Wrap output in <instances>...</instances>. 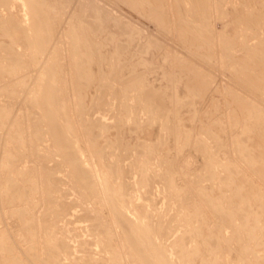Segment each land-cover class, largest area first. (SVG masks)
Segmentation results:
<instances>
[{"label":"rangeland","instance_id":"obj_1","mask_svg":"<svg viewBox=\"0 0 264 264\" xmlns=\"http://www.w3.org/2000/svg\"><path fill=\"white\" fill-rule=\"evenodd\" d=\"M36 1L37 0H35V3L39 4L42 0H39L40 2L37 1L38 3ZM218 1L220 0H211L212 6L209 13L211 16V29L209 34L195 28L198 24L195 22L196 18L194 17V13L192 12L190 15L188 13L186 14L184 11V5L179 0H43V7L41 6L42 4H39L42 9L44 7L46 8L47 14L44 12L45 10L43 12L48 15V18L46 15L45 18L48 19V23L49 20L51 22L49 25L52 27L50 26L49 29L51 30L52 28L51 31L53 32L54 37L49 52L52 51L54 54V56H51L54 58L52 60L57 64L54 65L59 68L57 72L60 71V73H57V78L59 79V81H57L59 88L61 89L62 97L67 105L69 117L76 129H74V133H77L76 142L79 148L86 152L96 169L98 167L100 168V174L104 172L103 174L106 175L105 178L107 180L113 179L117 182L122 179V182L125 183V185L127 184L128 189L126 190L129 191L128 193L132 194L135 199L138 197L136 200L139 205L137 204V206H142V210L139 209V214L145 216L144 221L146 223H151L154 226H157V224L161 222L164 224L166 231L163 233L159 232L158 235L159 238L162 237L161 241L164 242L166 247H168L169 252L172 253L174 261H177L176 264H194L195 261L198 262L199 259L197 255H194L196 258L187 255L186 259H181L178 251H180L183 244H179L177 238L179 237L178 235H186L189 231L199 226V223L194 219L195 213L193 212V208L200 209L205 214L208 212V207L210 205H206L208 204L207 200H204L200 190H204V188L214 189V187L218 188V186H220L221 188H219L222 189L221 191L223 192L218 193L217 196L226 194V197L222 195L219 198L222 202H226L227 209L232 208L230 203L232 205H240L239 203H241V198H239V200L236 199L237 201L235 200V198H238L236 192H234L236 197L234 195L232 197L234 187L231 184V186L229 185L228 187L226 184L227 180L223 177L221 166L219 165L221 169H218V166L216 168L214 167L215 164H221L220 162L227 161L225 164H234V167H239V170L237 169L238 171L242 168L239 172V174H241V172L243 173L241 174V177H243L242 179L245 178L246 181H249L250 183L248 184L250 187L255 185L254 187L259 189H257V192L263 193L262 190H264L262 187L264 186V180L263 183L261 181L264 177L261 176L260 173L257 177V171H254L250 165H246L249 163L248 159L246 161L241 155L238 158L237 155L239 153L234 148L238 147L237 137L239 133L244 131V128L243 130L241 129L243 126L239 125H241L240 122L241 120L243 121L245 114V109L241 107V109L238 108V103H235L236 100L234 101V99L243 101L247 106H257L259 110L264 112V90L263 88L262 91L255 89L256 95H252L249 89L246 90V88L241 85L245 82L244 76H240L234 70L235 62L233 61V55L236 54L238 56L241 52L239 55H242L247 59V57L257 52L255 49L258 45H253L256 41L255 39L248 40L246 38V30L239 29L237 26L238 23L228 21L227 17L229 16V12L225 9H221L220 5L215 6V3ZM5 7L7 6H0V67L5 64L6 66H12L11 68L15 65L16 66L12 71L8 66L9 72L6 73L3 70V72H5H2L3 75L0 72V103L5 105L4 108L10 117L6 118L10 120V123L5 120L6 122L2 121L3 124L1 123L2 126L0 125V235L1 232L3 233V236H0V240H2L5 235H8V239L11 238L9 240L12 241L13 239V243L11 242L12 254H10L12 258L15 259L13 264H30L28 261L29 256L33 257L36 255L38 259L44 255L46 257V252H48L46 251L48 247V235L46 232H49L48 230L51 229H53V233L59 230L57 232L60 233V236L57 237L58 233H54L57 234L56 237L58 239H65L71 247L70 250L72 253L69 254V250L67 254L63 255L61 263L87 264V260L97 258L99 261H96L95 259L93 260L95 261V264H100L98 263L100 261L107 262V260L102 259L105 254V259L117 254V261L119 264H139V262L132 257V253L130 254L128 251L125 242L122 243L121 235H118L121 234L118 226L115 225L116 228L115 226H112L114 224V221H112L114 218L111 216L112 214L109 213V208H107L103 199L101 198V201H99L102 205L95 202H91V205L90 201L86 202L80 192H77L79 191L78 187L74 182V179H72L73 177L70 176L71 172L70 168H68L69 166L67 167L68 161L57 154V147H51L54 144L52 140L49 141L51 138H49L46 133L49 131V127L47 126V129L45 125H42L43 122L40 121L41 116L39 110L34 108L32 104L34 85L43 68L38 67L37 62L34 59L35 55L31 53L33 51L30 49L31 47L29 43L24 41L27 43L26 44L23 40L18 42L14 39V35H11V33L15 32L13 28L14 25H11L14 22L11 21V23L8 21L5 23L10 19L8 17L12 15H10L12 12L14 15L20 13L19 15L25 18L26 25H28L29 20L26 17V8L23 7L24 9L22 8L21 10L23 11H21L16 6L11 5V7L9 6V10L12 11H9L7 10L8 7L6 9ZM17 11H21L22 14L21 12L17 13ZM44 13L42 15H44ZM100 15H103L104 18L96 20L95 18ZM91 19L92 22H94L93 24L90 22ZM2 24H7V26L4 25V27ZM8 25L11 26L9 27ZM7 27L11 29V32ZM6 31L10 32V34L8 32L9 36L11 35L10 39H14L17 42H14V40L12 41L13 43H16V46L13 45L11 41H8V34H6ZM249 33L251 34V37L254 36L252 32ZM27 45L29 46L30 52L26 49L28 47ZM79 47L80 50H78ZM14 51L17 54H15ZM29 54L34 55V60L31 59L32 55L30 56ZM247 54L248 56H246ZM80 55L83 56V61L80 60ZM11 56H13L14 59H12L13 57ZM46 56L44 55V58H41L43 62H38L40 67H42L47 59ZM243 57L241 59H245ZM5 70L7 71V69ZM259 77L262 81V75ZM194 79H196V83H199L200 85V87L197 88V91H201L200 88H202L203 92L196 91L195 86L197 84ZM149 93L150 96H154L151 100L147 98ZM194 93H197L200 96L197 94L195 95ZM144 95L149 104L145 102ZM159 96L161 97L162 102L159 99ZM155 99L157 103H154ZM152 100H154V102ZM158 102L161 105H164V107H161ZM157 104L161 109L159 107L157 109ZM152 105L156 107L152 108ZM243 105L244 104H242V106ZM148 108L154 111L156 108V112L158 113L155 112L156 115H152ZM158 110H161V112L159 113ZM234 111L236 112V115L239 114L238 116H242L243 118L240 117V119L242 118L241 120L234 118ZM229 112H233V114H231L233 115L231 116L234 119H232L233 121L231 120ZM161 116H163V118ZM101 119H104L102 120L103 124L107 122H105V120H109L105 124L107 126L103 125L99 127V125L96 126L94 124V122L97 121L102 125ZM120 120H123L122 123H119ZM234 122L237 123L235 124ZM12 124L14 128L11 127ZM210 124H212L214 130L212 134L208 133V127H210ZM6 125L8 127L7 129H4L6 128ZM254 125L251 131L254 129V131L260 132V130L254 128ZM237 126H239V128ZM92 127L93 129H91ZM178 127H180V130ZM183 127H186V131L192 130L196 135L192 134V138H188L189 141H184L181 136H178L181 132L185 131L182 129ZM86 129L88 131H86ZM38 131H41L39 134L43 138L41 140L39 138V140L36 141L38 137L35 136H37ZM15 132L18 133L15 134ZM178 132L179 134L177 135ZM99 133H102L101 137ZM90 134L92 136L94 135V138L90 136ZM7 135L10 136L7 137ZM17 135H19V140L22 142L24 141L23 143L18 140ZM77 135L79 137H77ZM194 135L198 138H202L205 142L207 141L209 147H212L209 148V151L211 150L210 154L213 153L215 156L213 154L210 156L208 153H205V156H203V152L199 151V146L201 144L199 145V142ZM14 138H17L16 142H14ZM5 139H7V141ZM234 140H237V142ZM11 141L13 142L12 144ZM17 141L22 143L21 148L19 145L15 144L18 143ZM92 141L94 142L92 143ZM108 141L111 142L109 143ZM107 143L110 145H107ZM253 143L255 144L256 142L253 141ZM4 145L6 148H4ZM47 145H51V148H47ZM251 147L257 150L258 143L256 146L251 145ZM13 148L16 151H19L20 149H22V151L25 150V154L22 155V157L17 158L18 161L16 162L15 167L22 171V173L28 171V173H25V176L24 173L19 175V177L24 176V179H27L26 181H23L24 179L22 178V182L20 180L21 177L18 178L19 185L24 187H27V185L30 186L31 183L35 185L30 186L31 188L32 186L36 188V190L34 189L35 192L32 191L34 192L32 193L34 196V199L32 198V204L19 202L11 205L9 201L7 202L6 200H9V194H7L8 191H6L7 183H5V181H7V177L2 164L5 163V157L9 156L7 153L9 154L12 151V155H14ZM197 148L199 150H197ZM115 155H118L119 157H116ZM213 156L217 159L220 158V162L215 161L214 164ZM209 157H212V159L209 160ZM242 158L245 163L247 162L246 164L242 163ZM60 159L67 162L63 164ZM143 159L145 161H151L149 163L147 161V163L151 168V170H149L150 173H152L150 174L152 177V184H154L152 186L145 187L143 186L144 184H140L143 182L141 181L140 174L137 175L139 173L137 170L139 162L144 161ZM227 159H231L229 160L230 163ZM211 160H213V163L210 164L209 161ZM116 161L118 162L116 163ZM166 163H168V165ZM238 164L239 166H236ZM242 164H244L243 167H246L243 168ZM112 165H114L115 168ZM108 167L110 169H108ZM152 168L158 170H152ZM251 168L253 170H251ZM213 169L219 170L218 172L221 174V178H219V176L217 177L219 174L216 170L217 173L215 171L214 173L217 175L213 174ZM118 171L119 176L115 173ZM155 172L158 173L155 174ZM253 173L255 176H253ZM155 175L160 176V179ZM162 175L163 177H161ZM166 175L169 176V179L175 178L174 180L177 184L181 186L183 185L184 188H186V192L179 196L175 195L176 197L168 193L170 190L167 188L168 183L166 180L168 179V176ZM214 175L218 179H216ZM27 176L32 177L30 178V180L32 179V182ZM170 176L174 178H171ZM153 177H156V179L158 177L159 181H154ZM165 177L167 178L165 179ZM136 179L138 180V183L134 181ZM257 179H259V182L257 181L255 184L253 181H256ZM28 180L30 184L26 183ZM221 180L222 182H220ZM69 181L74 183L71 185ZM219 182H224L229 189L224 186L222 187L223 184H219ZM251 183H253V186ZM219 188L214 191H219ZM3 189L6 194L3 193ZM72 189H74V191ZM146 190H151L152 192H145ZM142 191L144 195L141 199ZM75 194L80 195L83 199ZM146 196L148 197L146 198ZM223 198H227L228 200ZM231 198L234 200L233 203ZM95 204L96 206H94ZM198 204L202 207L199 208L200 205ZM192 205L193 208H191ZM222 205L223 204H221V206ZM243 207H246V205H243ZM244 209L246 210V208ZM61 210H68L69 213L66 212V215H59L58 212ZM100 210L103 214L100 213ZM106 211H108V215ZM130 211L132 212V209ZM234 211L235 210H233V212ZM131 212L128 210L129 215ZM237 214L236 216L238 218L235 216L236 221L233 223L235 224L234 227L232 226L233 224L230 223L229 225L232 227L228 226V229L223 234V239L226 241H223L222 239L223 243L217 244L219 247L218 250L220 251H218V254L221 256L220 259L217 260V264H238L237 260L241 259L244 264H246L247 259H250V256L246 258V253L243 255V251H246L243 250V248L248 249L246 247V242H248V240H244V235H241L245 234L244 229L242 230L240 227L243 223L238 221V219L242 221L243 217L245 218L246 215H243L242 217L241 213ZM206 218L209 219H206L209 228L213 232H218L220 226L219 224H215L219 222L217 221L218 216L212 213V208L210 212L207 213ZM59 221H62V223L60 224ZM27 222L30 224L34 222V224L30 225L31 227L33 226L34 229H30ZM263 224L264 220L262 223H259L260 227L261 225L263 226ZM101 226L102 228H100ZM35 228L37 232L33 231ZM262 228L264 229V226ZM263 229L262 232L264 235ZM238 230L240 231L238 232ZM100 231L104 232L100 233ZM5 232L7 234H5ZM232 232L236 235H232ZM155 233L157 232L155 231ZM105 235L107 236L105 237ZM112 235L115 238H113ZM238 236L244 242L241 241V239H237ZM107 237H111L110 239L114 240L112 243L113 246H110L111 242L107 240L109 239ZM5 238H7V236ZM229 239L233 240L230 241ZM236 239L237 241H235ZM189 241H191L190 244ZM189 241H187V244L190 248L198 244L196 238H190ZM117 242L119 243L117 244ZM241 242L245 243L243 244L244 247L242 244L237 247ZM108 243L110 245H108ZM227 243L230 246V250H234L233 252L235 254H232H237L238 257L235 256L237 258H235L229 250L226 251L229 249L225 248L228 246ZM73 246L74 248H72ZM77 246L80 247L78 248ZM78 250L80 252H77ZM238 251H240L243 256ZM86 255L88 257L91 256V258H88ZM36 256L34 259H36ZM31 262L33 264L41 263L34 261ZM205 264H207L206 261ZM239 264H243L242 261H239Z\"/></svg>","mask_w":264,"mask_h":264},{"label":"bare ground","instance_id":"obj_2","mask_svg":"<svg viewBox=\"0 0 264 264\" xmlns=\"http://www.w3.org/2000/svg\"><path fill=\"white\" fill-rule=\"evenodd\" d=\"M38 2H40L39 0H37ZM36 1V2H37ZM183 5H184V11L186 12V14L188 13L189 15L193 12L194 13V17L196 18L195 22L198 24L195 28L199 31H204L206 32L207 34L210 33V20H211V16H210V8L212 6V3H211V0H179ZM225 1V2H224ZM37 2V3H38ZM43 0L41 1V3H39L42 7L44 5V3H42ZM39 4H36L35 3V0H0V6L1 5H5L8 7L7 10H9V6L11 7V5H14L16 6L18 9H22L23 7L26 8V17L27 19L29 20L28 22V25H26V21L24 20L25 18H23L21 15H19L21 11H17V13L19 14H13L12 12L10 13V19H8L5 23H7L8 21L11 22L13 21L14 23L11 24L14 28V33H11V35L13 34L14 35V39L16 41H27L30 45V49H32L34 55H30L31 59H35V61L37 62L38 64V67L39 68H43L42 71L40 72L38 78H37V82L35 83L34 85V96L32 97V104L34 106V108L38 109L39 110V113H40V121L43 122V126L45 125L47 127V130L48 132H46L49 136V138H51L49 141L52 140L53 144L54 145H50L51 147L53 148H56V150L58 151L57 154H59L62 158L64 157L65 162L62 161V163H66L67 162V167L70 168V172H71V175L72 176L71 178L74 179V182L76 183L77 187H78V190L77 191L78 193L80 192V194L85 198V201L88 202L90 201V204L91 202H95L97 204H101L99 203V201H101V198L103 199V202H105V205H107V208H109V213L112 214L111 216H113L114 220V224L112 226H115L117 225L118 226V229L120 231L121 234H118L121 239H122V243L125 242V244L127 245V248H128V251L130 252V254L132 253V257L139 262V264H176V262L174 261L173 259V256H172V253L169 252L168 250V247H166V245L164 244L163 241H161V238H159V235L158 233L159 232H165L166 231V227L164 226V224L162 223H159L157 224V226L155 225H152L151 223H146L144 221V215H140L139 214V209L142 208V206H137V204L139 205V203L137 202V195H136V199L135 197L128 193L129 191H127L126 189H128L127 187V184L125 185V183L122 182V179L123 177H121V181H114L113 179L111 180H107L105 178L106 175H104L102 172L101 174L99 173L100 171V168L98 167L96 169L95 165L91 163V160H90V157L86 154V152L84 150H81L76 142L77 138H76V134L77 133H74V129H75V126L72 122V120L70 119L69 117V112H68V109H67V105L62 97V94H61V89L59 88V85H58V81L59 79L57 78V73H60V71L57 72V70L59 68H57L55 65L53 60L54 58H52L51 56H54V54L52 53V51L49 52V48L50 45L52 44V41H53V32L49 29V27L51 25H49L50 20H49V23H48V19L45 18V15L47 14L46 13V8L44 7L42 9V7L39 5ZM217 5H220L221 6V9H225L227 12H229V16L227 17L228 18V21L229 22H236L238 23L237 26L239 27V29H242V30H246V38L248 40L250 39H255V43L254 44H257L258 46L256 47V53L252 54L251 56L247 57V59L245 57H243L242 55L240 56L239 54L241 53L240 52L238 54V56L236 54H234V59L233 61L235 62L234 63V70L240 75V76H244V80L245 82L242 83L241 85L244 86L247 89H249V91L251 92L252 95L255 94L256 90L258 91H262V88L264 90V0H220L218 2L215 3V6ZM5 7V9L7 8ZM13 8V7H12ZM15 8V7H14ZM17 8H15L16 10H18ZM23 8V9H24ZM1 9V8H0ZM3 9V10H5ZM45 10V11H44ZM9 11H12V10H9ZM46 13H44V12ZM8 12V11H6ZM9 13V12H8ZM7 13V14H8ZM15 13V12H14ZM44 13V15H42ZM22 14V12H21ZM1 15V14H0ZM5 15V14H4ZM15 16V17H14ZM24 16V15H23ZM47 18H48V15H46ZM91 16V15H90ZM12 17V18H11ZM95 18V17H94ZM104 16L103 15H100L98 17H96L95 19L97 20H101L103 19ZM1 19V18H0ZM14 19V20H13ZM26 19V20H27ZM90 19V18H89ZM88 19V20H89ZM93 19V17H92ZM92 19L90 20V22H92ZM94 19V20H95ZM4 20V19H3ZM25 21V22H24ZM12 23V22H11ZM25 23V24H24ZM89 23V21H88ZM94 22H92L91 24H93ZM3 25V24H2ZM5 25V24H4ZM3 25V26H4ZM11 25H8L9 27ZM1 26V25H0ZM2 26V28H3ZM7 26V24L5 25ZM4 26V27H5ZM9 27H7L8 29H10ZM52 27V26H51ZM5 29V28H4ZM7 30V29H5ZM235 30V28H234ZM7 32V31H6ZM9 32V31H8ZM8 32L6 34H8ZM10 32H11V29H10ZM9 32V34H10ZM249 32H252L254 34L253 37H251V34ZM8 34V41H11V43H13L12 41L14 40H11V35L9 36ZM13 38V37H12ZM6 39V38H5ZM14 40V42H16ZM17 43V42H16ZM16 43H13V45H15ZM26 43V42H24ZM19 44V43H18ZM22 44V43H21ZM27 44V43H26ZM25 44V45H26ZM16 46V45H15ZM24 46V45H23ZM28 46V45H27ZM25 46V47H27ZM76 48V47H75ZM16 49V48H15ZM28 49V52H30L29 50V46L26 48ZM25 49V50H26ZM18 50V49H16ZM22 50V49H21ZM78 50H80V47L78 48ZM234 51V50H233ZM232 51V52H233ZM237 51V50H236ZM15 52V51H14ZM231 52V53H232ZM230 53V54H231ZM15 54H17L15 52ZM20 54V53H19ZM243 54V53H242ZM28 55V56H29ZM46 56L47 59L45 60V62L43 63L42 67H40L39 63L38 62H43L41 60V58H44L43 56ZM34 56V57H33ZM248 56V54L246 55ZM13 57V56H11ZM49 57V58H48ZM245 58V59H241V58ZM18 58V57H17ZM80 60L83 61V56L80 55L79 56ZM14 59V57L12 58ZM33 59V60H34ZM11 60V59H10ZM16 60V59H15ZM18 61H20L19 59H17ZM7 62V61H6ZM33 62V61H32ZM35 63V62H34ZM36 64V63H35ZM55 64V65H54ZM2 65V64H1ZM4 65V64H3ZM9 65L6 66V64L4 66H1L0 67V72L2 74L3 70L7 73L9 72ZM14 66V65H13ZM16 66V65H15ZM14 66V67H15ZM12 67V66H11ZM11 71L14 69L11 68ZM7 69V71L5 70ZM3 72V73H5ZM3 75V74H2ZM60 75V74H59ZM263 77V80L261 81V78L259 76ZM60 78V76H59ZM58 80V81H57ZM146 80V79H145ZM190 80V79H189ZM195 80V83L197 82L196 79ZM199 80V79H197ZM142 81V80H141ZM140 81V82H141ZM200 81V80H199ZM144 82V81H143ZM147 82V81H146ZM137 83V82H136ZM193 83V82H192ZM194 84V83H193ZM197 85L195 86L196 88V91H197V88L200 87L199 83H196ZM139 85V84H138ZM141 85V84H140ZM147 85V84H146ZM186 85V84H185ZM148 86V85H147ZM140 87H143V86H140ZM194 87V86H192ZM191 87V88H192ZM194 88V89H195ZM146 89V88H145ZM189 89V88H188ZM201 91L203 92L202 88H200ZM256 89V90H255ZM147 90V89H146ZM254 90V91H252ZM195 91V90H194ZM199 91V90H198ZM197 91V92H198ZM199 91V92H201ZM142 92V91H141ZM249 92V93H250ZM162 93V92H161ZM142 94V93H141ZM144 94V93H143ZM157 94V93H156ZM195 95L197 93H194ZM148 95V94H146ZM155 95V94H153ZM160 95V94H159ZM198 95V94H197ZM251 95V97H252ZM256 95V94H255ZM150 93L148 95L147 98H149V100L152 99V97L154 98V96H150ZM161 96V95H160ZM159 96V97H160ZM200 96V95H198ZM158 97V96H157ZM156 98V96H155ZM144 99H145V95H144ZM161 100V97L159 98ZM255 99V97H254ZM146 100V101H145ZM144 101L146 103L149 104V102H147L148 100L145 99ZM159 100V102H160ZM236 100V101H235ZM154 102V100H152ZM150 101V102H152ZM235 103L237 102L238 104V108H244L245 110V114H244V118L242 116H238L236 115V112L234 111V118H236L237 120H241L243 118V121L241 120L239 126H243L241 129L243 130L244 128V131L242 133H239L238 135V142L237 140L235 142L238 143V147H234L235 150L238 151V158L239 156L241 155L243 158H245V160L247 161L248 159V162L249 163H245L244 159L242 158V163H245L246 165H250V167H252L254 169V171L256 170L257 172V177L259 176L258 174L260 173L261 176L264 177V112H262L261 110L258 109L257 106H247L245 105V103L239 99H234ZM2 102V101H1ZM152 102V103H153ZM158 104L161 106V107H164V105H161L160 103ZM154 103H157L156 102V99H155V102ZM194 103V102H193ZM234 103V104H235ZM158 104H157V109H158ZM163 104V103H162ZM191 104V103H190ZM242 104H244L242 106ZM156 105V104H154ZM189 105V104H188ZM236 105V104H235ZM5 105H2L0 103V125L2 123V121H7L8 123H10V120L6 119L8 118V112L6 111V109L4 108ZM151 107V106H150ZM156 106H153L152 105V108H154ZM193 107V106H192ZM237 107V106H236ZM160 108V107H159ZM240 108V109H241ZM149 109V108H148ZM155 108V111L154 110H151L149 109V111L152 113V115H156V110ZM161 109V108H160ZM164 110V109H163ZM162 110V111H163ZM239 110V109H238ZM159 113L161 112V110H158ZM156 112V113H155ZM166 112V111H165ZM243 112V110H242ZM238 113V112H237ZM240 113V112H239ZM149 114V112H148ZM233 114L229 112V115L230 117L233 116L231 115ZM151 115V114H150ZM158 115V114H157ZM100 116V115H99ZM159 116V115H158ZM167 116V115H166ZM163 118V116H161ZM240 117H242L240 119ZM249 117V118H248ZM10 118V117H9ZM101 118H102V114H101ZM105 118V117H103ZM160 118V117H159ZM167 118V117H166ZM248 118V119H247ZM253 118V119H252ZM99 119V118H97ZM96 119V120H97ZM233 119V117H231V120ZM245 119V120H244ZM102 120L104 119H101V122ZM124 120V119H123ZM123 120H120L119 123H122ZM234 120V119H233ZM232 120V121H233ZM257 122V123H255ZM5 121V122H6ZM13 121V120H12ZM99 121V120H97ZM95 121L94 124L97 126L99 125V127L105 125L109 120H105V124H103L102 122V125L99 124V122ZM238 122V121H237ZM237 122H234L235 124ZM254 122V124H253ZM14 123V122H13ZM233 123V124H234ZM3 124V123H2ZM5 124V123H4ZM7 124V123H6ZM91 124V123H90ZM239 124V122H238ZM8 125V124H7ZM6 125V128L4 129H7V126ZM89 125V124H88ZM93 125V126H95ZM181 125V124H180ZM253 125H254V128H257L256 130H260V132H256L254 131V129L251 131V129L253 128ZM2 126V125H1ZM0 126V127H1ZM11 126V125H10ZM107 126V125H105ZM168 126V124H167ZM183 126V125H182ZM239 126H237L239 128ZM4 127V126H3ZM13 124H12V126ZM97 127V128H99ZM181 127V126H180ZM178 127V129L180 128ZM90 128V127H89ZM96 128V129H97ZM167 128V127H166ZM186 127H183L182 129L185 130L183 132L179 134V132L177 133L178 136H181L184 141H189L188 138H192V134H195L194 132H192V130H187L185 129ZM208 133L212 134L214 132L213 130V126L212 124H210V127H208ZM2 129V128H1ZM93 129V127L91 128ZM17 130V129H16ZM20 130V129H19ZM18 130V131H19ZM76 130V129H75ZM180 130V129H179ZM86 131H88L86 129ZM94 131V130H92ZM21 132V131H20ZM19 132V133H20ZM77 132V131H76ZM91 132V131H90ZM96 132V131H95ZM256 132V133H255ZM18 132H15V134H17ZM41 131L37 132V136L35 137H38L36 141L40 140L43 138L40 136ZM45 133V134H46ZM88 133V132H87ZM86 133V134H87ZM43 134V133H42ZM92 134V133H91ZM90 134V136H92ZM98 134V133H97ZM102 134V133H101ZM101 134L99 133L100 137H101ZM105 134V133H104ZM36 135V134H35ZM44 135V134H43ZM89 135V134H87ZM98 135V136H99ZM194 135V136H195ZM10 135H7V137H9ZM15 136V135H13ZM19 135H17V138L19 140ZM94 136V135H93ZM92 136V137H93ZM97 136V137H98ZM6 137V138H7ZM77 137H79L77 135ZM96 137V136H95ZM99 137V138H100ZM103 137V136H102ZM110 137V136H109ZM235 137V136H234ZM16 138V139H17ZM21 138V137H20ZM94 138V137H93ZM196 140L199 142V145H203V146H199L200 150L197 148V150L199 151H202V155L205 156V153H208L210 154V151H209V143L206 141H204L202 138H198L196 137ZM205 138V137H204ZM251 138V139H250ZM8 139V138H7ZM7 139H5L7 141ZM11 139V137H10ZM16 139L14 138V142H16ZM96 139V138H95ZM101 139V138H100ZM206 139V138H205ZM236 139V138H235ZM9 140V139H8ZM23 140V139H22ZM47 140V139H46ZM111 140V139H110ZM5 141V142H6ZM21 141V140H19ZM19 141H17L18 143H15L17 145H19V147L21 148V144ZM43 141V140H42ZM179 141V140H178ZM181 141V140H180ZM183 141V142H184ZM253 141H255L256 143L254 144ZM94 141H92L93 143ZM96 142V141H95ZM102 142V141H101ZM109 142V141H108ZM111 142V141H110ZM109 142V143H110ZM233 142V143H235ZM13 142L11 141V144ZM181 143V142H180ZM197 143V142H196ZM208 143V144H207ZM211 143V142H210ZM232 143V142H230ZM236 143V145H237ZM258 143V149L255 150L254 148L251 147V145L253 146H256ZM7 144V143H6ZM52 144V143H51ZM185 144V143H184ZM187 144V143H186ZM189 144V142H188ZM187 144V145H188ZM198 144V143H197ZM9 145V144H8ZM39 145V144H38ZM56 145V146H55ZM97 145V144H96ZM107 145H110L107 143ZM232 145V144H231ZM250 145V146H249ZM5 146V145H4ZM12 146V145H11ZM16 146V145H15ZM23 146V145H22ZM25 146V144H24ZM45 146H46V143H45ZM49 145H47V148L50 147ZM90 146V145H89ZM101 146V145H100ZM186 146V145H184ZM216 146V145H215ZM9 147V146H8ZM18 147V146H17ZM50 147V148H51ZM182 147V146H181ZM197 147V145H196ZM231 147V146H230ZM6 148V146L4 147ZM15 148V147H14ZM13 148V149H14ZM212 148V147H211ZM237 148V149H236ZM215 149V148H214ZM232 149V148H231ZM6 150V149H5ZM4 150V151H5ZM19 150V149H18ZM216 150V149H215ZM233 150V149H232ZM38 151V150H37ZM234 151V150H233ZM7 152V151H6ZM4 152V153H6ZM10 152V151H9ZM13 154L12 155V151L11 153H7V157L6 160H5V163H3L2 161V167L4 172H5V175L7 177V181H5V183H7V189L6 191H8L7 194H9V200H7V202L9 201V203L11 205H14V204H17L19 202H22V203H26V204H32L33 200L32 198L34 199V196L32 193H34V189L36 190V188H34L32 183L30 184L29 180L30 176H27V178L29 179L26 183H29L30 186H32V188L30 186L27 185V187L25 186H22V185H19L20 183H18V178L19 175L22 173V171L16 169L15 167V164L16 162L18 161V157H22V155L25 154V150L22 151V149H20L19 151H16L15 149L13 150ZM118 152V151H116ZM122 152V151H121ZM215 152V151H214ZM236 152V151H234ZM55 153V152H54ZM53 153V154H54ZM119 153V152H118ZM149 153V152H148ZM147 153V154H148ZM212 153V152H211ZM11 154V155H10ZM117 154V153H116ZM123 154V152H122ZM152 154V153H151ZM213 154V153H212ZM210 154V156L212 155ZM156 155V154H155ZM214 155V154H213ZM220 155V154H219ZM236 155V154H234ZM116 156V155H115ZM118 156V155H117ZM116 156V157H117ZM209 156V155H208ZM215 156V155H214ZM213 156V160H214V164H215V161L217 162H220V158L217 159V158H214ZM230 156V155H229ZM57 157V156H56ZM66 157V158H65ZM119 157V156H118ZM148 157V156H147ZM150 157V156H149ZM4 158V159H5ZM229 158V157H228ZM234 158V157H233ZM120 159V158H119ZM145 159V158H144ZM143 159V160H144ZM161 159V158H160ZM209 160L212 159V157H209L208 158ZM207 159V160H208ZM121 160V159H120ZM155 160V159H154ZM213 160L209 161V163H213ZM228 160V159H227ZM231 160V159H229ZM228 160V162H229ZM148 161V160H147ZM142 161V162H139L138 164V174H140V178L142 179L141 181L143 183H140V184H144L143 186L145 187H148V186H152L154 184H152V177L150 174V170L151 168L148 166L149 162L151 161ZM232 161H235V160H232ZM231 161V163H232ZM241 161V160H240ZM118 161H116L117 163ZM227 162V161H226ZM225 161L223 162H220L221 164H215V168L219 165L221 166L222 168V174H223V177L227 180L226 181V184L229 185L231 184L233 187H234V191L232 193V197L233 195L236 197V195L234 194V192H236V194L238 195V198H235L239 200V198H241V203H239L240 205H237V204H234L232 205L230 203V205L232 206V208H229L227 209V206H226V202H222L220 200V196L224 195H220V196H217L218 193L220 192H223L221 191L222 189H220L221 187L218 186V188L220 189L219 191H214V190H217L218 188L214 187V189L212 188H204V190H200L201 191V195L203 196L204 200H207V203L206 205H210L211 208H212V213H214L215 215L218 216V220L219 221L218 223H215V224H219V231L218 232H213L210 228H209V225H207V221H206V217H207V213L210 212L211 208L210 206L208 207V212L205 214L204 212H202L200 209H195L193 208V205L191 208H193V212L195 213L194 214V219L196 222L199 223V226L198 227H195V229L189 231L186 235H178L179 237L177 238V242L179 244H183L182 248L180 249V251H178V254L179 256H181V259H186L187 258V255L189 256H192V257H195L194 255H197L198 256V262L195 261L196 264H205V261L207 264H217V260L220 259L221 256H219L218 254V243H223V241L225 239H223V234L224 232L228 229V226H231L229 225L230 223L233 224L236 220L235 218L237 217L236 214L237 213H245V214H242V217L243 215H246V217L244 218L243 217V220H239L242 224L241 229L243 230L244 229V233L245 234H241V235H244V240H248L247 243V248L248 249H244L243 250H246V251H243V255L244 253H246L247 257L250 256V259H247L246 261V264H264V235H263V232H262V227L263 226L259 225V223H262L263 220H264V190L263 193L261 192H257V189L253 186V183L252 186L253 187H250V185L248 183H250L249 181H246L245 178L242 179L243 177H241V174H243L241 172V174H239V172L242 170V168H240L241 170L238 171L239 167H234V164L231 165V164H225L226 163ZM111 163V162H110ZM114 163V164H116ZM120 163V162H119ZM122 163V162H121ZM170 163V162H169ZM230 163V162H229ZM238 163V161H237ZM123 164V163H122ZM152 164V163H151ZM164 164V163H163ZM168 165V163H166ZM236 164V163H235ZM240 164V162H239ZM236 165V166H239ZM93 165V166H92ZM110 165V164H109ZM124 165V164H123ZM244 164H242V167H243ZM111 166V165H110ZM109 166V167H110ZM114 167V165H112ZM151 166V165H150ZM95 167V168H94ZM107 167V166H106ZM108 167V169H110ZM126 167V166H125ZM170 167V166H169ZM213 167V168H214ZM246 167V166H245ZM243 167V168H245ZM18 168V167H17ZM115 168V167H114ZM118 168V167H117ZM120 168V167H119ZM122 168V166H121ZM163 168V167H162ZM165 168V167H164ZM220 167L218 169H221ZM249 168V167H248ZM246 168V169H248ZM251 168V170H253ZM16 169V171H15ZM104 169V168H103ZM106 169V168H105ZM123 169V168H122ZM150 169V170H149ZM155 169V170H158L156 168H152V170ZM238 169V170H237ZM117 170V169H116ZM120 170V169H118ZM216 170V169H215ZM213 169V174L214 171ZM20 171V172H19ZM110 171V170H109ZM108 171V172H109ZM113 171V169H112ZM115 171V169H114ZM126 171V170H125ZM217 172L219 170H216ZM215 171V172H216ZM244 171V170H243ZM249 171V170H248ZM253 171V172H254ZM111 172V171H110ZM153 172V171H151ZM168 172V171H167ZM216 172V173H217ZM245 172V171H244ZM24 173V176H25V173H28V171L26 172H23ZM22 173V174H23ZM113 173V172H112ZM117 175L119 174V171L118 172H115ZM124 173V172H123ZM126 173V172H125ZM158 173V172H157ZM155 172V174H157ZM171 173V172H170ZM169 173V174H170ZM221 173V172H220ZM246 173H247V170H246ZM244 173V174H246ZM250 173V172H248ZM110 174V173H109ZM114 174V173H113ZM112 174V175H113ZM115 174V175H116ZM154 174V173H153ZM168 174V173H167ZM219 174V172H218ZM251 174V173H250ZM27 175V174H26ZM29 175V174H28ZM161 175V174H160ZM165 175V174H164ZM217 175V174H215ZM214 175V176H215ZM247 175V174H246ZM23 176V175H22ZM24 176L20 178V180L22 181V178L24 179ZM51 176V175H50ZM114 176V175H113ZM119 176V175H118ZM122 176V175H121ZM155 176H158V175H155ZM168 176V175H166ZM174 176V174H173ZM212 176V177H214ZM219 176V178H221V174L217 175V177ZM244 176V175H242ZM249 176V175H247ZM253 176H255V174L253 173ZM137 178V176H135ZM159 179H160V176H158ZM158 177L156 179V177L154 178V181L158 180ZM163 177V175L161 176ZM171 177V176H170ZM216 177V176H215ZM214 177V178H215ZM216 177V179H218ZM256 177V178H257ZM167 177H165L166 179ZM171 178H174V177H171ZM222 178V179H224ZM254 178V177H253ZM255 178V179H256ZM262 178V177H260ZM259 178V179H260ZM5 179V178H3ZM138 179V178H137ZM134 180L136 181V183H138V180ZM175 179V178H174ZM174 179H169V176H168V179L166 180V182L168 183V190H170V192L168 191V193H170L172 196L176 195V196H179L180 194L186 192V188H184V186L182 185H179L177 184V182L174 180ZM257 179L256 181L254 180L253 182H255V184L257 183V181L259 180ZM27 180V179H26ZM25 179L23 181H26ZM116 180V179H115ZM250 180H253V179H250ZM263 180L264 179H261L262 183H263ZM22 181V182H23ZM32 182V179L30 180ZM159 181V180H158ZM157 181V182H158ZM224 181V180H223ZM260 181V182H261ZM73 182V181H72ZM73 182V183H74ZM156 182V183H157ZM222 182V180L220 181ZM219 184H223L222 187H227L226 184L223 183H220ZM252 182V181H251ZM259 182V181H258ZM4 183V182H3ZM25 183V182H24ZM23 183V184H24ZM58 183V182H57ZM67 183V182H66ZM69 183H71V181H69ZM68 183V184H69ZM71 183V185L73 184ZM22 184V183H21ZM62 184V183H61ZM129 184V183H128ZM259 184V183H258ZM257 184V186H258ZM5 185V184H4ZM3 185V186H4ZM159 185V184H158ZM230 185V186H231ZM261 185V183H260ZM129 186V185H128ZM143 186H141L142 188H144ZM167 186V185H166ZM51 187V186H50ZM127 187V188H126ZM154 187V186H153ZM156 187V185H155ZM187 187V185H186ZM227 187V188H228ZM263 189H264V186H262ZM260 187V188H262ZM56 188V187H55ZM131 188V187H130ZM141 188V189H142ZM52 189V188H51ZM50 189V190H51ZM146 189V188H145ZM152 189V188H150ZM156 189V188H154ZM208 189V190H207ZM229 189V188H228ZM230 189V190H232ZM4 190V189H3ZM55 190V189H53ZM74 191V189H72ZM144 190V189H143ZM259 190V189H258ZM34 191V192H32ZM147 191H151V190H146L145 192ZM156 191V190H155ZM202 191H203V194H202ZM214 191V192H213ZM49 192V191H48ZM51 192V191H50ZM133 192V191H132ZM152 192V191H151ZM5 190H4V192ZM56 193V191H55ZM155 193V192H154ZM261 193V194H260ZM53 194V193H52ZM263 194V195H262ZM50 195V194H49ZM76 195V194H75ZM142 197L141 199L143 198V191H142ZM148 195V194H147ZM226 195V194H225ZM224 195V196H225ZM54 196V195H53ZM76 196H80V195H76ZM175 196V197H176ZM200 196V197H202ZM223 196V197H224ZM231 196V194H230ZM8 197V196H7ZM81 197V196H80ZM148 196H146L147 198ZM226 197V196H225ZM229 197V196H228ZM6 198V197H5ZM82 198V197H81ZM140 198V197H139ZM174 198V197H173ZM201 198V199H203ZM230 198V197H229ZM83 199V198H82ZM223 199H226L228 200L227 198H223ZM246 199V200H245ZM80 200V199H79ZM156 200V199H155ZM224 200V201H226ZM231 200H233L231 198ZM82 201V200H81ZM84 201V203H85ZM237 201V200H236ZM76 202V201H74ZM83 202V201H82ZM81 202V203H82ZM222 202V203H221ZM228 202V201H227ZM234 202V200L232 201V203ZM223 204L221 206V204ZM229 203V202H228ZM53 204V202H52ZM74 204V203H73ZM72 204V205H73ZM196 204V203H195ZM201 204V203H200ZM198 204V205H200ZM246 207H243V205ZM67 205V204H66ZM85 205V204H84ZM92 205V204H91ZM102 205V204H101ZM104 205V204H103ZM104 205V206H105ZM202 205V204H201ZM199 206L202 207V206ZM229 205V206H230ZM65 206V205H63ZM79 206V205H78ZM96 206V204L94 205ZM93 206V207H94ZM197 206V205H196ZM230 206V207H231ZM2 207V206H1ZM66 207H69V206H66ZM106 207V206H105ZM198 207V206H197ZM196 207V208H197ZM204 207V206H203ZM207 208V207H206ZM210 208V210H209ZM246 208V210L244 209ZM52 209V208H51ZM54 209V208H53ZM68 209V208H67ZM106 209V208H104ZM132 209V212L130 211ZM138 209V210H137ZM204 209V208H203ZM58 210V209H56ZM85 210V209H84ZM102 210V209H101ZM100 210V213L103 211ZM128 210L129 212H131L130 216L128 214ZM142 210V209H141ZM140 210V211H141ZM207 210V209H205ZM233 210H235L233 212ZM245 210V211H244ZM71 211V209H70ZM83 211V210H82ZM90 211V210H88ZM66 212H68V210H61L59 213L60 214H65ZM85 212V211H83ZM55 213V211H54ZM69 213V212H68ZM96 213H99V212H96ZM107 215H108V211H106ZM142 213V211H141ZM67 214V213H66ZM65 214V215H66ZM75 214V213H73ZM103 214V213H101ZM240 214V215H241ZM51 215V214H50ZM85 215V214H84ZM89 215V214H87ZM95 215V214H94ZM97 215V214H96ZM106 215V216H107ZM134 215V216H133ZM238 215V214H237ZM240 215H239V218H240ZM56 216V215H55ZM98 216V215H97ZM111 216H108V217H111ZM236 216V217H235ZM78 217V216H77ZM62 219H64L63 217H61ZM66 218V216H65ZM82 218V217H81ZM80 218V219H81ZM112 218V219H113ZM238 218V217H237ZM1 219V218H0ZM59 219V218H58ZM100 219V218H99ZM54 220V219H53ZM66 220V219H64ZM63 220V221H64ZM93 220V219H92ZM209 220V219H207ZM68 221V220H67ZM89 221V220H88ZM99 221V220H98ZM97 221V222H98ZM111 221V220H110ZM111 221V222H112ZM31 222V221H30ZM60 222V221H59ZM65 222V221H64ZM70 222V221H69ZM96 222V221H95ZM110 222V223H111ZM30 229H34L33 226L31 227L30 225L31 224H34L33 223H29L27 222ZM48 223V222H47ZM55 223V222H54ZM62 223V221L60 222V224ZM240 223V224H241ZM58 224V223H57ZM66 224V222H65ZM68 224V223H67ZM71 224V223H70ZM112 224V223H111ZM167 224V223H166ZM210 224V223H209ZM212 224V223H211ZM239 224V223H238ZM51 225V224H50ZM59 225V224H58ZM96 225V224H95ZM168 225V224H167ZM235 224H233L232 226L234 227ZM48 226V225H47ZM53 226V225H52ZM61 226V225H60ZM63 226V224H62ZM214 226V225H213ZM231 226V227H232ZM237 226V225H236ZM28 227V228H29ZM240 227H237V228H240ZM70 228V227H69ZM93 228V227H92ZM102 228V226L100 227ZM116 228V226H115ZM29 229V230H30ZM61 229V227H60ZM90 229V228H89ZM97 229V228H96ZM112 229V228H111ZM216 229V228H215ZM236 229V228H235ZM95 230V229H94ZM110 230V229H109ZM113 230V229H112ZM169 230V229H168ZM218 230V229H217ZM34 232L36 231V228L35 230H33ZM45 231V230H44ZM49 232H46V234L48 235V247L46 249V257L45 255L44 256H41L39 259L36 255H34L33 257L29 256V263L31 264L32 262L31 261H34V262H41L40 264H64V263H61V260H62V256L67 254L69 252V250L71 249L70 247V244L68 243V241H66L65 239H58L57 237L60 236L57 231L56 232L58 233L57 234H54L56 232L53 233V229L51 230H48ZM55 231V230H54ZM68 231V230H67ZM105 231V229H104ZM104 231H100L101 232H104ZM155 231L157 233H155ZM216 231V230H214ZM235 231V230H234ZM233 231V232H234ZM240 230H238L239 232ZM264 231V229H263ZM37 232V231H36ZM65 232H66V229H65ZM70 232V231H69ZM85 232V231H84ZM108 232V230H107ZM229 232V231H228ZM231 233L232 235L234 233ZM236 232V233H238ZM31 233V232H30ZM44 233V232H43ZM109 233V232H108ZM108 233H105V234H108ZM243 233V232H242ZM3 233L1 232V235L0 236H3L2 235ZM5 234H7L5 232ZM4 234V235H5ZM110 234V233H109ZM227 234V233H226ZM57 235V237H56ZM67 235V234H66ZM168 235V234H167ZM229 235V234H227ZM226 235V236H227ZM236 234H234L235 236ZM238 235V234H237ZM7 236V238H5ZM35 236V235H34ZM73 236V235H72ZM104 236V235H102ZM107 235H105L106 237ZM109 236V235H108ZM113 236V235H112ZM118 236V238H119ZM162 236V235H161ZM240 236V235H239ZM238 236L237 239H241L240 237ZM5 237L0 240V264H13L15 261L14 258H12V256L10 254H12V249H11V238L8 239V235H5ZM63 237V236H61ZM68 237V235H67ZM1 238V237H0ZM72 238V237H71ZM109 238V237H107ZM111 238V237H110ZM107 239L109 242H111L110 244L108 243V245L110 246H113V241L112 239ZM113 238H115L113 236ZM190 238H196L197 239V242L198 244L195 245L194 247H189L188 244H187V241L190 240ZM227 238V237H226ZM189 239V240H188ZM223 239V241H222ZM237 239L235 241H237ZM87 240V239H86ZM101 240V239H100ZM192 240V239H191ZM230 240V239H229ZM233 240V239H231ZM230 240V241H231ZM91 241V240H90ZM104 241V240H103ZM120 241V240H119ZM226 241V240H225ZM228 241V240H227ZM229 241V242H230ZM241 241H243L241 239ZM70 242V241H69ZM89 242V241H88ZM92 242V241H91ZM244 242V241H243ZM239 243L236 244L238 245L237 247H239L241 244H245V243ZM13 243V242H12ZM35 243V242H34ZM33 243V244H34ZM119 242H117L118 244ZM191 243V241H189V244ZM226 243V242H225ZM231 243V242H230ZM32 244V243H31ZM37 244V243H36ZM83 244V243H82ZM90 244V243H89ZM94 244V243H93ZM232 244V243H231ZM88 245V244H87ZM96 245V244H95ZM121 245H124V244H121ZM125 245V246H126ZM177 245V244H176ZM220 245V244H219ZM228 245V243H227ZM72 246V245H71ZM109 246V247H110ZM124 246V247H125ZM192 246V245H190ZM224 246V245H222ZM78 247V246H77ZM80 247V246H79ZM78 247V248H79ZM91 247V246H90ZM89 247V248H90ZM116 247V246H115ZM221 247V246H220ZM225 247V246H224ZM244 247V245H243ZM74 248V246L72 247ZM76 248V249H78ZM223 248V247H221ZM225 248H229L227 249L226 251H230V253H234L233 251L230 250V246L228 245L227 247ZM242 249V248H241ZM242 251V250H240ZM238 251V252H240ZM77 252H80L79 250ZM89 252V251H88ZM220 252V251H219ZM71 250H70V253L71 254ZM225 253V252H224ZM227 253V252H226ZM237 253V252H236ZM32 254V253H31ZM235 254V253H234ZM232 254V255H234ZM240 254L242 255V253L240 252ZM41 255V254H40ZM43 255V254H42ZM176 255V254H175ZM224 255V254H223ZM226 255V254H225ZM240 255V256H241ZM242 255V256H243ZM36 256V259H34V257ZM76 256V255H75ZM87 256V255H86ZM89 256V254H88ZM87 256V257H88ZM106 256V254H105ZM105 256L104 260H107V262L102 261L104 263H109V264H119L117 259H118V255H112L110 258H107L105 259ZM229 256V255H228ZM237 256L234 255V257ZM2 257H5V258H2ZM43 257V258H42ZM93 257V256H92ZM225 257V256H224ZM224 257H223V260H224ZM227 257V256H226ZM231 257V256H230ZM238 257V256H237ZM235 257V258H237ZM80 258V257H79ZM86 258V257H85ZM88 258H91L88 257ZM196 258V257H195ZM234 258V259H235ZM81 259V258H80ZM95 258H91V260H87L86 258V262L87 264H95V261L93 260ZM222 259V258H221ZM226 259V258H225ZM234 259H233V263H234ZM241 259V258H239ZM244 259V258H243ZM77 260V259H76ZM79 260V259H78ZM96 261L99 259H95ZM196 260V259H194ZM229 260V259H228ZM14 261V262H13ZM230 262H232L231 260H229ZM236 261V260H235ZM238 261V264H239V261H242V263L244 264L243 260H237ZM236 261V262H237ZM103 262H98L100 264H104ZM224 262V261H223ZM222 262V263H223ZM235 262V263H236ZM179 263V262H178ZM194 263V264H195ZM33 264V263H32ZM35 264V263H34ZM219 264V263H218ZM225 264V263H224ZM231 264V263H230Z\"/></svg>","mask_w":264,"mask_h":264}]
</instances>
